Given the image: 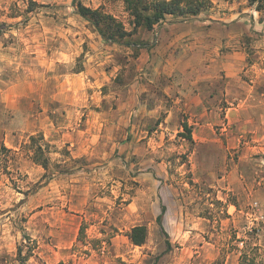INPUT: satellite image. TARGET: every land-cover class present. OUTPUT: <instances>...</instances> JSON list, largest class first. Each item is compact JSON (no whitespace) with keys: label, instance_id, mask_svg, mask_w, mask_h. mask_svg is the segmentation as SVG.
<instances>
[{"label":"rangeland","instance_id":"374dc122","mask_svg":"<svg viewBox=\"0 0 264 264\" xmlns=\"http://www.w3.org/2000/svg\"><path fill=\"white\" fill-rule=\"evenodd\" d=\"M72 1L0 0V264H238L242 252L264 264V164L242 157L240 144L199 175L198 165L216 159L189 158L179 97L196 67L201 77L213 71L198 86L221 108L229 92L233 104L262 107L250 118L264 117V69L250 66L264 68V15L253 19L246 0H210V10L167 15L124 46L104 43ZM80 1L130 29L123 0ZM202 22L213 41L199 43L195 62L179 31L161 42L162 26ZM243 25L260 27L247 36ZM239 50L247 65L230 75L221 61L234 62ZM37 135L47 170L31 160ZM161 205L169 250L155 223ZM137 225L147 230L141 246L127 238Z\"/></svg>","mask_w":264,"mask_h":264},{"label":"crops","instance_id":"0c3cea01","mask_svg":"<svg viewBox=\"0 0 264 264\" xmlns=\"http://www.w3.org/2000/svg\"><path fill=\"white\" fill-rule=\"evenodd\" d=\"M252 11V15L250 14V16L254 19L253 14L258 13L254 11V9ZM259 27L260 25H254L253 27L250 25L242 26L247 36H251L250 30L256 32ZM170 28V26L168 27V25H165L159 29L158 34L161 42L169 41L170 34L179 31L180 35L178 36V39L187 41L189 45L191 51V55L189 56L190 62H195L201 56L202 50L200 48L201 45L198 46L199 43H209V46H211L210 43L213 41V27L208 26L205 22L195 25L178 24L175 29L170 30ZM235 28V25L228 26L229 31H232ZM175 40L177 39H172L173 42H175ZM235 54H237V59L234 62L227 60L221 61L223 70H227L230 75H236L239 70L242 71L245 65H247L245 64L243 52L241 50L235 52ZM206 56H208V60H210V54H206ZM259 64V62L253 61L250 66L256 68L257 71H261L264 68L259 66ZM210 67L212 66L209 65L208 70H212ZM197 72L198 69L196 67H192L190 71L186 72L189 75V83L192 85L189 89L179 91V97H181L182 105L185 108L184 112L186 114L185 119L182 122L185 121L187 125L193 129L192 142H189L193 145V148L189 158L196 155V157L201 156L211 160H214L215 158L216 162L215 165H213L212 162L208 167L198 165L196 172L199 173V175H203V173H212L213 170L217 169L216 164L221 152L224 153L227 151L229 153L231 150L238 148L240 144L242 145V157L247 158L255 155V157H257L256 159H260L264 164V117L263 115H259L253 119L248 115L249 111L260 113L262 107L253 102L247 103V99L246 103L240 102L233 104L231 102L236 98H233L229 92H226L225 94L221 92V95L225 97L224 101L228 104L227 107L221 108L216 103L217 101L219 102V100L213 90H206L205 86H202V88L201 86H198L201 80H204L205 78L208 79L209 77L212 78L214 74L213 71L204 74L203 77ZM249 92L250 93L247 96L252 98L253 96H256V94H259L258 90H254V85L250 86ZM221 115H223V118ZM220 124L223 127L221 128V135H224V137H220V135L214 130L215 127ZM248 138H250V140H248ZM223 140L226 141V146L223 145ZM261 172L263 174L264 171L261 170ZM262 181L261 190H264V176Z\"/></svg>","mask_w":264,"mask_h":264},{"label":"trees","instance_id":"16d2710c","mask_svg":"<svg viewBox=\"0 0 264 264\" xmlns=\"http://www.w3.org/2000/svg\"><path fill=\"white\" fill-rule=\"evenodd\" d=\"M247 5L252 7L258 14L264 15V0H246ZM72 5L75 13L88 22L90 27L100 36L104 43L129 46V38L137 33L139 29L151 31L157 25L164 21L167 15L178 17H195L200 13L211 9L212 3L210 0H123L124 11L129 18L130 29H127L121 21L113 15L104 12L101 8L92 9L81 3L80 0H73ZM1 34V32H0ZM81 69H77L75 73H79ZM183 133L181 136L192 142L191 127L184 121L181 124ZM43 137L41 135L30 136L28 148L31 150V160L47 170L49 159L41 143ZM165 213V207L160 206V213L155 218V223L160 228L165 236V244L167 250L170 249V243L167 240V234L162 226V216ZM83 233V228H80L79 235ZM147 236V230L144 225L132 227L127 233V238L134 246L144 244ZM34 247H30L22 261H27L32 256ZM20 254V251H18ZM210 264H223L220 259H216ZM238 264H257L256 257L246 252H242L239 257Z\"/></svg>","mask_w":264,"mask_h":264}]
</instances>
